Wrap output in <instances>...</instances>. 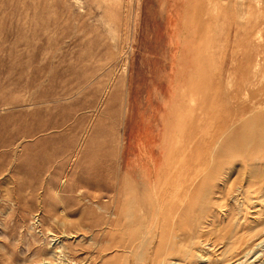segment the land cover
Masks as SVG:
<instances>
[{"label":"rangeland","instance_id":"rangeland-1","mask_svg":"<svg viewBox=\"0 0 264 264\" xmlns=\"http://www.w3.org/2000/svg\"><path fill=\"white\" fill-rule=\"evenodd\" d=\"M263 238L264 0H0V264H264Z\"/></svg>","mask_w":264,"mask_h":264},{"label":"crops","instance_id":"crops-1","mask_svg":"<svg viewBox=\"0 0 264 264\" xmlns=\"http://www.w3.org/2000/svg\"><path fill=\"white\" fill-rule=\"evenodd\" d=\"M171 83H172V81L170 82V84H168L167 86H165V88L163 89V91H162V93L164 94V95H166V97H169V98H167V99H169L168 101H166V99L165 100H160V104L161 105H164V104H167L169 101H170V95H171V91H170V89L172 88V86L173 85H171ZM158 96H160V97H162V94H160V95H158ZM164 99V98H163ZM153 102H154V100H152V98H151V96L150 95H148L147 97H145V100L143 101V104H144V106H143V109H148V111H150L151 113H153V112H155V111H157V109L159 108V107H161V105L157 102V107H155V106H153L154 104H153ZM147 106V107H146ZM136 107H137V105H136ZM150 107V108H149ZM154 107V108H153ZM145 110H143V113H144V111ZM133 118H135L136 119V125H137V123H139V125L141 126V127H139V128H135L134 129V131H133V133L131 134L129 131V136L127 137V142L129 141V142H136V139H137V137L139 136V135H141L142 137H143V134H144V131H145V129H144V126H143V124H142V120L143 119H145L146 120V117L144 116V115H136V111H135V115H133ZM151 117H149L148 119H150ZM139 119V120H138ZM147 128H150L149 127V125H147L146 126V129ZM135 140H134V139ZM127 152V156L124 158V161L125 160H128V159H130V161H135V159H136V157H137V151L135 150V151H126ZM131 153H133V154H135L136 155V157H132V156H130V154ZM130 156V157H129ZM124 163V162H123ZM137 173H139V171L137 170Z\"/></svg>","mask_w":264,"mask_h":264},{"label":"bare ground","instance_id":"bare-ground-1","mask_svg":"<svg viewBox=\"0 0 264 264\" xmlns=\"http://www.w3.org/2000/svg\"><path fill=\"white\" fill-rule=\"evenodd\" d=\"M258 33H259V31H258ZM178 96H179V95H178ZM177 98H178V97H177ZM178 100H179V99H178ZM179 104H180V103H179ZM178 113H179V112H178ZM176 117H177V116H176ZM240 117H241V116H240ZM204 118H205V117H204ZM229 119H230V118H229ZM224 124H225V123H224ZM228 124H230V122H229ZM255 127H256V126H255ZM171 132H172V131H171ZM171 132H170V133H171ZM238 135H239V134H238ZM223 139H224V138H223ZM169 141H170V140H169ZM170 142H171V141H170ZM171 143H172V142H171ZM157 145H158V144H157ZM151 146H152V145H151ZM145 148H146V147H145ZM154 153H155V152H154ZM150 157H151V156H150ZM157 157H158V156H157ZM154 158H155V157H154ZM216 159H217V158H216ZM146 160H147V159H146ZM151 160H152V159H151ZM165 160H166V159H165ZM205 161H206V159H205ZM146 162H147V161H146ZM157 162H158V161H157ZM162 163H163V161H162ZM164 163H165V162H164ZM159 164H160V163H159ZM204 164H205V163H204ZM161 165H162V164H161ZM164 165H165V164H164ZM186 165H187V164H186ZM205 165H206V164H205ZM156 166H157V165H156ZM156 166H155V167H156ZM134 167H135V166H134ZM155 167H154V168H155ZM160 167H161V166H160ZM162 167H163V165H162ZM189 168H190V166H189ZM144 169H145V168H144ZM160 169H161V168H160ZM203 169H204V168H203ZM127 170H128V169H127ZM161 171H163V170H161ZM127 172H128V171H127ZM165 172H166V171H165ZM162 173H163V172H162ZM134 177H135V176H134ZM159 177H160V176H159ZM148 178H149V177H148ZM160 178H161V177H160ZM136 179H137V178H136ZM133 180H134V179H133ZM161 181H163V180H161ZM192 181H193V180H192ZM139 182H140V181H139ZM155 182H157V181H155ZM167 182H168V181H167ZM180 182H182V181H180ZM153 183H154V182H153ZM177 183H179V182H177ZM150 184H151V183H150ZM158 184H159V183H158ZM154 185H155V183H154ZM179 185H180V184H179ZM179 185H178V186H179ZM182 186H184V185H182ZM158 187H159V185H158ZM159 188H160V187H159ZM179 188H180V187H179ZM156 190H157V189H156ZM161 190H162V189H161ZM165 190H166V189H165ZM176 190H177V188H176ZM236 192H237V191H236ZM155 194H156V192H155ZM161 194H162V192H161ZM163 198H164V195H163ZM163 198H162V199H163ZM246 200H247V199H246ZM156 204H157V203H156ZM157 205H158V204H157ZM133 211H134V210H133ZM132 216H133V214H132ZM130 217H131V216H130ZM240 222H241V221H240ZM236 228H237V227H236ZM199 229H200V228H199ZM199 229H198V230H199ZM199 231L201 232V230H199ZM199 231H198V232H199ZM150 232H151V231H150ZM199 235H200V234H199ZM196 236H198V233H197ZM195 238H196V237H195ZM144 239H145V238H144ZM263 239H264V238H263ZM193 240H195V239H193ZM221 240H222V239H221ZM145 241H146V240H145ZM202 241H203V240H202ZM194 244H195V243L193 242L192 245H194ZM211 245H212V244H211ZM192 247H193V246H192ZM137 248H138V247H137ZM139 248H140V247H139ZM131 249H132V248H131ZM140 249H141V248H140ZM140 249H139V250H140ZM229 249H230V248H229ZM136 250H137V249H135V251H136ZM141 250H142V249H141ZM133 251H134V250H133ZM137 251H138V250H137ZM158 251H159V250H158ZM231 251H232V250H231ZM231 251H229V252H231ZM246 255H247V254H246ZM137 256H138V255H137ZM228 258H229V257H228ZM223 262H224V261H223ZM178 263H179V262H178ZM178 263H174V262H173V263H170V264H178ZM226 263H227V262H226ZM240 263H241V262H240ZM140 264H141V263H140ZM213 264H215V263H213ZM219 264H220V263H219ZM223 264H224V263H223Z\"/></svg>","mask_w":264,"mask_h":264}]
</instances>
